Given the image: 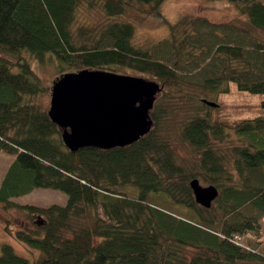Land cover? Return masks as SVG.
I'll return each instance as SVG.
<instances>
[{"label": "trees", "instance_id": "trees-1", "mask_svg": "<svg viewBox=\"0 0 264 264\" xmlns=\"http://www.w3.org/2000/svg\"><path fill=\"white\" fill-rule=\"evenodd\" d=\"M227 1L243 24L172 23L165 0H0V151L15 155L0 208L30 215L29 230H6L39 252L31 262L0 243V264H264V99L258 115L233 120L203 102L232 83L264 96V0ZM81 7L101 18L79 25ZM150 16L170 33L145 46L135 36ZM48 61L61 76L98 69L162 83L151 131L128 146L71 151L42 105L51 89L34 63ZM178 112L194 171L161 129ZM199 177L219 190L210 208L190 185ZM34 189L62 191L67 203L12 201Z\"/></svg>", "mask_w": 264, "mask_h": 264}, {"label": "water", "instance_id": "water-1", "mask_svg": "<svg viewBox=\"0 0 264 264\" xmlns=\"http://www.w3.org/2000/svg\"><path fill=\"white\" fill-rule=\"evenodd\" d=\"M162 86L155 80L115 72L83 69L55 81L49 116L61 129L71 151L94 146L124 147L137 142L153 127L151 111ZM210 107L215 101L203 99ZM196 201L210 208L218 188L204 186L198 178L190 183Z\"/></svg>", "mask_w": 264, "mask_h": 264}, {"label": "rangeland", "instance_id": "rangeland-1", "mask_svg": "<svg viewBox=\"0 0 264 264\" xmlns=\"http://www.w3.org/2000/svg\"><path fill=\"white\" fill-rule=\"evenodd\" d=\"M161 9L164 15L172 23L179 22L185 15H190V18H194V16H203L215 22H236L238 24H243L244 19L246 20V16L241 15L237 8L227 0H165ZM137 16L136 13L132 14V17ZM100 18L101 11L99 9L89 11L81 7L79 13V22L81 23L78 24L82 25V22L89 24L90 22V25H92ZM169 33L170 28L168 24L162 22L158 17L150 16L145 21H140V23L137 24L135 39L137 43L148 46L167 38ZM50 63L52 62L48 61L45 64L34 63V66L37 73L42 77L43 83L51 89L52 94L53 85L61 75L57 73V70L54 67L55 65H48ZM144 78L152 81L154 80L148 77ZM159 84L162 86V83ZM230 89V92L222 93L220 98L212 99L215 102H219V106H222L220 112L224 114L225 117L233 120L237 118L254 117L259 114L257 106H259L264 99L263 95L241 91L234 83L231 84ZM51 94L45 93L42 97V105L48 109L51 104ZM209 97L216 96L210 95ZM190 103L194 105L196 102L190 100ZM193 105H191L190 108H193ZM244 105H246L245 108L242 107ZM184 119L185 115L178 112V115L168 119L165 125L161 126V129L164 132H167V130L171 132V139L179 163L194 171L199 163L198 157L191 151V149H189L187 143L180 137V127ZM232 142L237 143L233 139L231 140V143ZM14 160L15 155L0 151V186L9 166ZM199 180L204 186L212 184L210 182H205L201 177H199ZM67 199L68 196L59 190L34 189L26 195L12 198V201L18 204H33L41 207H48L51 204L65 205ZM6 226H8L9 230L12 232L21 229L29 230V228L34 226L30 215L27 212L16 208H11L8 212H5L0 208V243L12 244L18 254L29 258L31 262H33L34 257L36 258L39 252L28 248L25 244L17 241L13 235H10L7 232ZM247 240L248 237L247 239L245 238L243 242L245 243Z\"/></svg>", "mask_w": 264, "mask_h": 264}, {"label": "bare ground", "instance_id": "bare-ground-1", "mask_svg": "<svg viewBox=\"0 0 264 264\" xmlns=\"http://www.w3.org/2000/svg\"><path fill=\"white\" fill-rule=\"evenodd\" d=\"M52 95V94H51Z\"/></svg>", "mask_w": 264, "mask_h": 264}]
</instances>
